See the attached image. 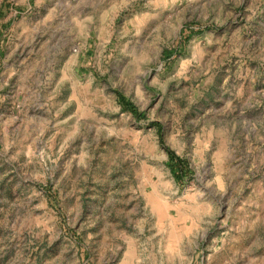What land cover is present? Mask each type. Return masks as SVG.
<instances>
[{
  "label": "rangeland",
  "instance_id": "obj_1",
  "mask_svg": "<svg viewBox=\"0 0 264 264\" xmlns=\"http://www.w3.org/2000/svg\"><path fill=\"white\" fill-rule=\"evenodd\" d=\"M0 264H264V0H0Z\"/></svg>",
  "mask_w": 264,
  "mask_h": 264
},
{
  "label": "bare ground",
  "instance_id": "obj_2",
  "mask_svg": "<svg viewBox=\"0 0 264 264\" xmlns=\"http://www.w3.org/2000/svg\"><path fill=\"white\" fill-rule=\"evenodd\" d=\"M159 209V208H158ZM128 255V254H127Z\"/></svg>",
  "mask_w": 264,
  "mask_h": 264
}]
</instances>
